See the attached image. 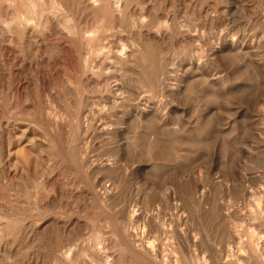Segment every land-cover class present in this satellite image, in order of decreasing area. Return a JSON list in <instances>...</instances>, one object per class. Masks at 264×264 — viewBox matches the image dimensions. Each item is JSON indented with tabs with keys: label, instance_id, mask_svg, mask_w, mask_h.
<instances>
[{
	"label": "rangeland",
	"instance_id": "374dc122",
	"mask_svg": "<svg viewBox=\"0 0 264 264\" xmlns=\"http://www.w3.org/2000/svg\"><path fill=\"white\" fill-rule=\"evenodd\" d=\"M67 1L0 0V151L28 126L53 169L39 186L0 176V264H157L148 245L173 264H264V0ZM111 64L104 131L87 113Z\"/></svg>",
	"mask_w": 264,
	"mask_h": 264
},
{
	"label": "bare ground",
	"instance_id": "6f19581e",
	"mask_svg": "<svg viewBox=\"0 0 264 264\" xmlns=\"http://www.w3.org/2000/svg\"><path fill=\"white\" fill-rule=\"evenodd\" d=\"M51 1V0H50ZM62 1H64V0H62ZM74 1V0H73ZM109 1V0H108ZM107 1V2H108ZM54 2V1H53ZM61 2V1H60ZM67 2H69V4H71V2L68 0ZM76 2V1H75ZM120 1H118V0H116V3L118 4ZM54 3H56V2H54ZM62 3V2H61ZM64 3V2H63ZM57 4V3H56ZM58 4H59V1H58ZM67 4V6H69L68 5V3H66ZM65 4V5H66ZM108 4L110 5V3L108 2ZM56 6H58V5H56ZM62 6V5H61ZM60 6V7H61ZM64 6V5H63ZM66 6V7H67ZM75 6V5H74ZM53 7H54V4H53ZM70 7H71V5H70ZM78 7V6H77ZM65 8V7H64ZM63 9V8H62ZM66 9V8H65ZM76 10V9H75ZM78 10V9H77ZM121 10V9H120ZM69 11V10H68ZM79 11V10H78ZM74 13V12H73ZM22 19V18H21ZM25 19V18H24ZM19 21H21V20H19ZM22 23V22H21ZM23 24V23H22ZM191 30V29H190ZM37 39V38H36ZM110 41V40H109ZM115 42V41H114ZM113 43V42H112ZM112 45V44H111ZM99 46V45H98ZM102 46V49H104V48H106L107 46L105 45V46H103V45H101ZM100 46V47H101ZM110 46V45H109ZM126 46V45H125ZM8 47V46H7ZM42 47V45L40 44V43H37V42H35V41H32V44H31V48H30V55L31 56H33V57H36L37 56V52H36V50H35V48H41ZM95 47V46H94ZM113 47H115V45L113 46ZM1 48V47H0ZM3 48V47H2ZM6 48V47H5ZM4 48V49H5ZM63 48V47H62ZM68 48V47H67ZM67 48H64L65 49V51L67 50ZM87 48H89V47H87ZM92 49V48H91ZM102 49H101V51H102ZM96 50H97V46H96ZM118 49H117V47H116V51H117ZM3 52H4V50H2ZM10 51V50H9ZM38 51V50H37ZM64 51V52H65ZM68 51H69V49H68ZM67 51V52H68ZM71 52V51H70ZM69 52V53H70ZM91 52V51H90ZM110 52L111 53H113V54H116L115 52H114V48H112L111 47V49H110ZM109 52V53H110ZM87 53V52H86ZM92 53V52H91ZM99 53V52H98ZM105 53V52H104ZM101 54V53H100ZM99 54V55H100ZM112 54V55H113ZM70 55H72V54H70ZM87 55V54H86ZM94 56V55H93ZM72 57V56H71ZM85 57H87V56H85ZM108 57V56H107ZM116 57V56H115ZM84 58V57H83ZM90 58H92V57H90ZM94 58V57H93ZM100 58V57H99ZM108 59V58H107ZM74 60V59H73ZM97 60V59H96ZM117 60V59H116ZM76 61V60H75ZM101 61V60H100ZM104 60H102L101 62H103ZM148 61V56H143L142 58H140V70H141V75H143L144 77L149 73L150 74V72H148L147 70H148V68H147V65H146V62ZM118 62V61H117ZM38 63V62H37ZM40 63V62H39ZM70 63V62H69ZM73 63H77V62H73ZM97 63V62H96ZM100 63V62H99ZM107 63V62H106ZM105 63V64H106ZM80 64H81V62H80ZM79 64V65H80ZM83 64V63H82ZM86 64V63H85ZM98 64V63H97ZM108 64V63H107ZM31 65V64H30ZM76 65V64H75ZM78 65V67H80ZM91 65V64H90ZM100 65V64H99ZM99 65H92V67L93 68H95V67H97V69H99L100 71H98V72H101L102 71V69H101V65L99 66ZM102 66H103V64H102ZM106 66V65H105ZM104 66V67H105ZM76 67V66H75ZM86 67V66H85ZM74 68V67H73ZM109 71V73H108V75L105 77V78H103V80L101 81V83L103 82V85H102V87L104 88V90H106L108 93L105 95V96H102V98H101V100L96 104V106H95V108H96V111L94 110L95 108H91V110L89 111V113H87L88 115L89 114H91V118L93 119V120H96V121H99L100 123H97V125H98V128H100V130H104L105 131V129H107V128H109V127H112L113 126V120H108L109 118H107V113L108 112H113V110L115 109V106H116V103H117V99H116V92L117 93H119L118 92V86H117V76L116 75H114L116 72L114 71V65H109V67L107 68ZM117 69V68H116ZM42 70V69H41ZM40 70V71H41ZM80 70V72H82L81 71V69H79ZM43 71V70H42ZM78 71V70H77ZM79 71H78V73H80ZM117 72H118V70H117ZM42 73V72H41ZM81 74V73H80ZM79 74V75H80ZM106 74V73H105ZM101 75H102V72H101ZM82 76V75H81ZM89 76V75H88ZM87 76V74H86V77H88ZM119 76V75H118ZM154 76V75H153ZM149 77H150V75H149ZM155 78V77H154ZM83 79H84V77H83ZM143 79V78H142ZM52 80H54V79H52ZM62 80V79H61ZM19 81H20V79H19ZM81 81H82V79H81ZM80 81V82H81ZM88 81V80H87ZM119 81V80H118ZM147 81V80H146ZM145 81V82H146ZM94 81H92V79L90 78L89 79V83H93ZM65 83V82H64ZM43 84H44V82H43ZM63 84V83H62ZM65 86H66V84H65ZM82 86V85H81ZM87 86V85H86ZM85 86V87H86ZM101 87V88H102ZM20 88H21V84H19L18 85V87H17V90H16V93H17V96L19 97L20 96ZM28 88V87H27ZM87 88V87H86ZM86 88H84V89H86ZM23 89V88H22ZM68 89V88H67ZM94 90V89H93ZM97 90V89H96ZM102 90V89H101ZM100 90V91H101ZM8 91V90H7ZM73 91V90H72ZM81 91V90H80ZM84 91V90H83ZM23 92V91H22ZM71 92V91H70ZM82 92V91H81ZM102 92V91H101ZM104 92V91H103ZM52 93H54V92H52ZM68 93H69V91H68ZM76 93H78V92H76ZM98 93V92H97ZM2 94V93H1ZM56 94V93H55ZM82 94V93H81ZM53 95V94H52ZM51 95V96H52ZM70 95V94H69ZM72 95V94H71ZM85 95V94H84ZM91 95V94H90ZM4 96V95H3ZM55 96V95H54ZM65 96V95H64ZM79 96V95H78ZM81 96V95H80ZM29 97V96H28ZM69 97V96H68ZM72 97V96H71ZM82 97V96H81ZM80 97V98H81ZM54 98V97H53ZM78 98V97H77ZM84 98V97H83ZM89 98V97H88ZM92 98V97H91ZM19 99V98H18ZM49 99V98H48ZM74 99V98H73ZM82 99V98H81ZM56 100V99H55ZM78 100V99H77ZM91 101V100H90ZM95 101V100H94ZM119 101V100H118ZM55 103H57V102H55ZM55 103H54V105H55ZM59 103V102H58ZM71 103V102H70ZM70 103H68V105L70 104ZM50 104V103H49ZM51 104H52V102H51ZM95 104V103H94ZM118 104V103H117ZM5 105V104H4ZM75 105V104H74ZM79 105H80V103H79ZM86 105V104H85ZM7 106V105H6ZM49 106V105H48ZM51 106H53V105H51ZM56 106V105H55ZM70 106V105H69ZM118 106V105H117ZM116 106V107H117ZM4 107V106H3ZM8 108H10L9 106H7ZM54 107V106H53ZM57 107V109H58V106H56ZM55 107V108H56ZM65 107V106H64ZM74 107V106H73ZM94 107V106H93ZM6 108V107H5ZM15 108V107H14ZM48 108V107H47ZM74 108H76V107H74ZM62 110H63V108H62ZM66 110V109H65ZM77 110V109H76ZM7 111V110H6ZM15 111V110H14ZM32 111V110H31ZM30 111V112H31ZM58 111H59V109H58ZM28 112H29V110H28ZM27 112V113H28ZM74 112V111H73ZM76 112V111H75ZM78 112V111H77ZM76 112V113H77ZM92 112V113H91ZM11 113V112H10ZM15 113H16V111H15ZM22 113V112H21ZM62 113H64V112H62ZM81 113V112H80ZM115 113V112H114ZM17 114H19V113H17ZM24 114V113H23ZM59 114V113H58ZM7 115H8V113H7ZM10 115V114H9ZM16 115V114H15ZM40 115V114H39ZM70 115H71V113H70ZM77 115H79V114H77ZM76 115V116H77ZM113 115V114H112ZM2 116H3V114H2ZM20 116H23V115H20ZM75 116V117H76ZM87 116V115H86ZM26 117V116H25ZM30 117V116H29ZM41 117V116H40ZM75 117H74V119H75ZM78 117V116H77ZM85 117V116H84ZM9 118V117H8ZM13 118V117H12ZM31 118V117H30ZM45 118V117H44ZM53 118V117H52ZM72 118V117H71ZM80 118V117H79ZM9 119H11V118H9ZM6 120V119H5ZM15 120V119H14ZM25 120H27V119H25ZM49 120V119H48ZM77 120V119H76ZM22 121V120H21ZM30 121H32V120H30ZM81 121V120H80ZM88 121H89V119H88ZM47 122V121H46ZM70 122H72V120H70ZM85 122V121H84ZM83 122V123H84ZM24 123V122H23ZM40 123H42V122H40ZM39 123V124H40ZM78 123V122H77ZM82 123V122H81ZM1 124V123H0ZM58 124V123H57ZM70 124V123H69ZM73 124H75V123H73ZM41 125H43V124H41ZM77 125V124H76ZM81 125V124H80ZM86 125V124H85ZM43 127V126H42ZM51 127V126H50ZM46 128V127H45ZM77 128V127H76ZM75 128V129H76ZM47 129V128H46ZM74 130V129H73ZM72 130V131H73ZM80 130V129H79ZM48 131V130H47ZM50 131H51V129H50ZM76 131H77V129H76ZM86 131V130H85ZM89 131V130H88ZM87 131V132H88ZM111 131V130H110ZM49 132V131H48ZM81 132V131H80ZM75 133H77V132H75ZM91 133V132H90ZM96 133V132H95ZM49 134V133H48ZM92 134V133H91ZM98 134H100V133H98ZM102 134H103V132H102ZM108 134V133H107ZM79 136V135H78ZM84 136V135H83ZM98 136V135H97ZM103 136V135H102ZM101 136V137H102ZM47 137H48V135H47ZM87 137V136H86ZM49 138V137H48ZM83 138V137H82ZM81 138V139H82ZM85 139V138H84ZM83 139V140H84ZM94 139H96V138H94ZM73 140H75V138H73ZM87 140V139H86ZM88 141V140H87ZM77 142V141H76ZM86 142V141H85ZM89 142H90V140H89ZM74 143V142H73ZM88 143V142H87ZM87 143H85L84 145H87ZM93 143H94V141H93ZM80 144H81V142H80ZM92 146V145H91ZM46 152H47V150H46V145H45V143L43 142V136L41 135V134H39V132H37V131H33L32 133H31V130H30V128L27 126V127H25V125H19L18 124V126H16V127H13L12 129H10L8 132H7V134L6 135H4V139H3V141H2V145H1V151H0V176L4 179V180H9V181H11V182H13V181H19V182H27V181H30V180H33L34 182H36V184H38V186L39 185H41V184H43V185H45V183H50V182H48V180H50L51 179V177H52V174H51V172H53V169H52V166H51V164L49 163V157H48V155H46ZM81 153V152H80ZM92 154V153H91ZM81 155V154H80ZM108 156V155H107ZM81 157V156H80ZM88 157V156H87ZM100 157H98V159H99ZM103 158V157H102ZM97 159V158H96ZM97 159V160H98ZM82 160V159H81ZM91 160H93V159H91ZM90 160V161H91ZM96 160V161H97ZM101 160V159H100ZM88 161V160H87ZM95 161V160H94ZM103 162V161H102ZM105 162V161H104ZM92 163V162H91ZM97 163H99V161H97ZM107 163V162H106ZM81 165H82V163H81ZM84 166V165H83ZM89 166V165H88ZM87 166V167H88ZM94 165H93V163H92V167H93ZM61 167V166H60ZM96 167V166H95ZM103 167V166H102ZM111 168V167H110ZM63 171V170H62ZM56 172V171H55ZM64 173V172H63ZM62 173V175H64ZM60 175V174H59ZM96 178V177H95ZM1 179V178H0ZM97 179V178H96ZM102 179V178H101ZM58 181V180H57ZM61 182V181H60ZM105 182V181H104ZM33 183V182H32ZM53 183V182H52ZM58 183V182H57ZM56 183V184H57ZM71 183V182H70ZM105 183H107V182H105ZM110 183V182H109ZM112 184H113V181H112ZM31 185V184H30ZM42 185V186H43ZM70 185V184H69ZM101 185H102V182H101ZM105 185V184H104ZM107 185H109V184H107ZM52 186V185H51ZM61 186V185H60ZM98 186V185H97ZM111 186V185H110ZM32 187V186H31ZM49 187H50V185H49ZM99 187V186H98ZM102 187H104V186H102ZM24 188V187H23ZM26 188V187H25ZM28 188V187H27ZM26 188V189H27ZM107 188V187H106ZM31 189V188H30ZM40 189V188H39ZM58 189V188H57ZM112 191H113V189H111ZM26 191V190H25ZM52 191H55V189L54 190H52ZM104 191V190H103ZM108 191V190H107ZM110 191V190H109ZM112 191H110V192H112ZM29 193H30V191H29ZM45 193V192H44ZM28 194V193H27ZM26 194V195H27ZM103 194V193H102ZM109 194V193H108ZM28 195H30V194H28ZM48 195V194H47ZM82 195V194H81ZM57 196V195H56ZM78 196H80V195H78ZM103 196V195H102ZM113 196H115V195H113ZM263 196V195H262ZM30 197H32V196H30ZM105 197V196H104ZM111 197V196H110ZM109 197V198H110ZM33 198V197H32ZM61 198V197H60ZM112 198V197H111ZM114 198V197H113ZM255 198V197H254ZM257 198V197H256ZM256 198L254 199L255 201H256ZM106 199V198H105ZM105 199H104V201H105ZM108 199V198H107ZM32 200V199H31ZM115 200V199H114ZM30 201V200H29ZM112 201V200H111ZM24 202V201H23ZM109 203H110V201H108ZM260 202V201H259ZM262 202V201H261ZM102 203H103V200H102ZM112 203V202H111ZM48 205H49V203H47ZM33 205V204H32ZM109 205H111V204H109ZM259 205H260V203H259ZM28 206V205H27ZM38 206V205H37ZM32 207V206H31ZM33 209V208H32ZM37 209V208H36ZM1 210V209H0ZM34 210V209H33ZM113 211V210H112ZM250 211V210H249ZM7 212V211H6ZM41 212V211H40ZM116 212V211H115ZM114 212V213H115ZM1 213V212H0ZM42 213V212H41ZM113 213V212H112ZM112 213H111V215H112ZM125 213V212H124ZM116 215H117V213H115ZM5 215V214H4ZM33 216V215H32ZM124 216V215H123ZM245 216H246V214H245ZM31 217V216H30ZM3 219H4V216H3ZM125 219H127V218H125ZM126 223V222H125ZM145 224V223H144ZM146 226V225H145ZM225 228V227H224ZM264 228V227H263ZM262 228V229H263ZM99 229V228H98ZM251 229V228H250ZM253 229V228H252ZM96 230V229H95ZM146 230V229H145ZM154 230H157V228L156 229H154ZM153 230V231H154ZM264 230V229H263ZM100 231V230H99ZM165 231V233H166V230H164ZM223 231H225V230H223ZM227 233L226 234H229V236L230 237H233L234 238V232H233V228L228 224L227 225ZM257 231V230H256ZM155 232V231H154ZM253 232H254V229H253ZM260 232V231H259ZM103 233V232H102ZM106 233V232H105ZM108 233H109V231H108ZM168 233V232H167ZM261 233V232H260ZM259 233V234H260ZM101 234V233H100ZM159 234V233H158ZM251 234V233H250ZM255 234H257V233H255ZM165 235V234H164ZM166 235H168V234H166ZM262 235V234H261ZM139 236V235H138ZM162 236V235H161ZM173 236V235H172ZM235 236H237V235H235ZM252 236V235H251ZM263 236V235H262ZM166 238V237H165ZM168 238V237H167ZM170 238V237H169ZM168 238V239H169ZM238 238V237H237ZM247 238V237H246ZM174 239V238H173ZM252 239H253V237H252ZM161 242H162V240H161ZM181 242V241H180ZM155 243V242H154ZM176 243V242H175ZM254 243V242H253ZM255 243H257V242H255ZM156 244V243H155ZM166 244V243H165ZM180 244V243H179ZM240 244V243H239ZM151 245V244H150ZM177 245V244H176ZM183 245H184V243H183ZM241 245V244H240ZM64 246V245H63ZM178 246V245H177ZM188 246V245H187ZM155 247V246H154ZM259 247V246H258ZM178 248H180V246L178 247ZM181 248H182V246H181ZM237 248H238V246H237ZM254 248V247H253ZM62 249H64V248H62ZM66 249V248H65ZM171 249V248H170ZM176 249V248H175ZM184 249V248H183ZM239 249H240V247H239ZM157 250V249H156ZM172 250V249H171ZM155 249L154 250H152V248H151V246H149L148 245V247L146 248V253H147V255H148V257H149V255L150 256H152L154 259H152V260H155L156 261V263L157 264H173V261H172V258L170 259L169 257H165V254H164V256H160V254H159V256L157 255V254H155ZM158 251V250H157ZM242 250H240V252H241ZM159 252V251H158ZM244 250H243V252H241L243 255H244ZM173 253V252H172ZM175 253V252H174ZM231 252L229 251V254H230ZM175 254H177V252L175 253ZM224 254H225V252H224ZM235 254V253H234ZM239 254V253H238ZM167 255H168V253H167ZM172 255V254H171ZM182 255V254H181ZM242 255V256H243ZM169 256V255H168ZM174 257H175V255H173ZM225 256V255H224ZM245 256V255H244ZM177 257H179V256H177ZM176 257V259L178 260V258ZM182 257V256H181ZM230 257V256H229ZM231 257H233V256H231ZM227 258H228V255H227ZM244 258V257H243ZM246 258V257H245ZM184 259V258H183ZM225 259H226V257H225ZM240 260V259H239ZM245 260V259H244ZM246 260H247V258H246ZM216 261H217V259H216ZM222 261V260H221ZM226 261V260H225ZM249 261V260H248ZM180 263V261H177V263ZM229 262V261H228ZM250 262V261H249ZM176 263V264H177ZM225 263V262H224ZM227 263V262H226ZM244 263H246V262H244ZM154 264V263H153ZM198 264V263H197ZM201 264V263H200ZM223 264V263H222ZM229 264V263H228ZM235 264V263H234ZM237 264V263H236ZM242 264H243V262H242Z\"/></svg>",
	"mask_w": 264,
	"mask_h": 264
}]
</instances>
